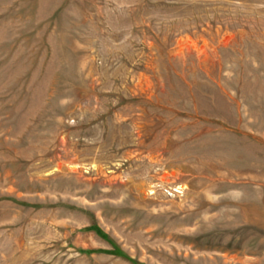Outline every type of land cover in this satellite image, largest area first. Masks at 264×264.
I'll list each match as a JSON object with an SVG mask.
<instances>
[{"label": "rangeland", "instance_id": "374dc122", "mask_svg": "<svg viewBox=\"0 0 264 264\" xmlns=\"http://www.w3.org/2000/svg\"><path fill=\"white\" fill-rule=\"evenodd\" d=\"M0 264H264V0H0Z\"/></svg>", "mask_w": 264, "mask_h": 264}, {"label": "trees", "instance_id": "16d2710c", "mask_svg": "<svg viewBox=\"0 0 264 264\" xmlns=\"http://www.w3.org/2000/svg\"><path fill=\"white\" fill-rule=\"evenodd\" d=\"M91 229H94L97 233H99V234H101L102 233V231L96 226V225H93L92 227H91Z\"/></svg>", "mask_w": 264, "mask_h": 264}]
</instances>
